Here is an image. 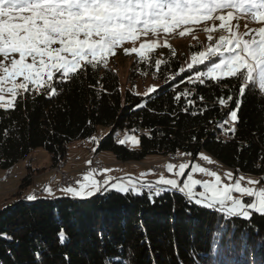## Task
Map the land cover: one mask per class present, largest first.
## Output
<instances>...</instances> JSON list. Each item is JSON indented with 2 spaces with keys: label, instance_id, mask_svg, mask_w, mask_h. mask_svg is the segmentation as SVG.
<instances>
[{
  "label": "trees",
  "instance_id": "obj_1",
  "mask_svg": "<svg viewBox=\"0 0 264 264\" xmlns=\"http://www.w3.org/2000/svg\"><path fill=\"white\" fill-rule=\"evenodd\" d=\"M157 60L162 62L159 70ZM185 61L172 47L147 53V62L136 56L125 90L109 59L106 67L103 62L96 68L83 64L63 83L54 80L55 97L21 94L15 108H0V169L11 170L38 148L50 154L56 167L67 160L71 144L95 137L104 126L110 131L94 140L95 154L108 151L127 163L181 153L192 163L206 152L235 173L259 177L264 185V93L257 82L242 98L236 132L225 135L219 122L234 106L243 81L178 84L189 74ZM211 63L193 71H206ZM145 78L159 84L158 92L134 93ZM184 89L193 93L195 115L182 111L184 98L179 103L173 99ZM228 95L234 97L232 103L221 107L219 99ZM141 103L145 107L137 109ZM125 130L139 135L137 149L119 143ZM29 177L22 180L18 199L0 210V264H264V216L259 214L227 217L218 207L195 205L177 189L162 192L148 184L137 185V192L102 186L90 198L29 201L22 191L30 185Z\"/></svg>",
  "mask_w": 264,
  "mask_h": 264
},
{
  "label": "snow or ice",
  "instance_id": "obj_2",
  "mask_svg": "<svg viewBox=\"0 0 264 264\" xmlns=\"http://www.w3.org/2000/svg\"><path fill=\"white\" fill-rule=\"evenodd\" d=\"M225 10L227 15L220 14ZM233 10L264 24V0H0V57L3 58L0 60V93L11 95L7 101L4 95H0V108H15L17 97L23 93L42 92L46 97H55L57 88L54 80L63 83L70 74L81 70L82 64L96 68L103 62L106 67L114 49L126 41L135 44L142 36H156L160 31L170 34L177 28L184 36L188 31L185 25L219 20L220 29L228 35L222 33L218 42L193 55L186 65L189 74L182 75L177 83L186 80L189 84L204 86L206 81L219 83L225 78L242 80L238 88L239 97L227 117L219 122L220 132L225 135L235 133L234 125L239 121L241 101L248 86L255 81L259 91L264 93V27L252 29L255 35L233 32L229 23L234 18ZM205 31L209 33L208 40L212 41L211 33L216 29L205 28ZM245 36L249 38L245 39ZM157 47V42H142L139 49L132 47L126 51L136 53L147 62L146 50ZM213 58H219L218 62ZM206 61H213L208 70L193 71L194 66L204 65ZM161 63L159 60L155 62L157 70ZM186 69L181 67L178 71L183 74ZM169 79H175V76ZM149 92L155 93L158 89L153 86ZM192 95L190 90L184 89L173 99L179 103L184 98L182 111L195 115ZM198 99L203 100V96ZM233 99L228 95L220 98L219 104L228 106ZM135 107L139 109L145 104ZM130 139L134 144L140 143L135 137ZM119 143L123 145L126 141ZM198 155L210 164L213 162L203 153ZM176 167L169 164L168 172H174ZM189 168L187 163L180 164L175 175L185 177V170ZM190 171L212 177L214 183L187 175L185 181L162 176L157 184L177 189L195 205L205 209H217L218 206L217 210L227 217L251 219L253 213L264 216V189L257 191L254 187L242 186L243 176L232 182V173H228L230 182L222 183L220 174L199 164L191 167ZM258 183L247 181L248 185ZM112 185L109 180L103 181V187ZM198 186L203 190L197 191ZM101 187L100 182L91 180L87 185H80L79 190L69 187L62 191L85 199L88 198L85 193ZM116 187L124 185L116 184ZM47 191L51 193L52 189ZM241 197L252 199L246 202ZM34 199L33 195L29 201ZM215 250L214 245V253Z\"/></svg>",
  "mask_w": 264,
  "mask_h": 264
},
{
  "label": "rangeland",
  "instance_id": "obj_3",
  "mask_svg": "<svg viewBox=\"0 0 264 264\" xmlns=\"http://www.w3.org/2000/svg\"><path fill=\"white\" fill-rule=\"evenodd\" d=\"M223 15H227L228 12L227 10L223 11ZM233 19L229 22L231 25V29L233 32H237L240 35H244V33H251L252 35H255L254 32H252V29L259 28V27H264V24H261L259 21L254 20L251 18V16L244 15L243 13H237L236 11L233 10ZM220 21L219 20H209V21H201L199 23L193 24V25H185V29H188L186 31V34L184 36H181L179 33L181 31L180 28H177L173 33L170 34H165L163 31H160L158 35L156 36H149V37H141L139 40L133 44L130 41H126L123 45L118 46L116 49H114V54L109 56L108 59L110 61L111 66L114 67L115 71L117 72L119 76V82L120 86L123 90L127 88V78L128 74L130 71V68L132 66V61L133 59L138 56L136 53H129L126 50L131 49L132 47H136L139 49L140 44L142 42H157L158 47L155 49L151 50H146V53L152 52V51H166L168 47H172L178 54H183L185 55V64L184 67H186L187 63L191 61V58L193 55L197 54L200 51H204L209 44H214L215 42H218L219 36L223 33V30L220 29ZM205 28H215L216 31L211 33L213 39L212 41L208 40L209 33L205 31ZM224 35H228V33H223ZM249 37L245 36V39H248ZM193 47V48H192ZM192 48V50H191ZM3 58L0 57V60ZM219 59V58H218ZM213 62V61H211ZM215 62H218V60ZM83 65V64H82ZM155 86L156 88L159 86L158 83L154 82L150 78H145L144 80H141L138 82L136 87L133 89L135 94L138 95H147L151 92H149V89ZM0 95H4L5 100L7 101L8 99H11V95L8 94L7 92L5 93H0ZM8 108V107H4ZM102 131V133H100ZM110 128L100 126L98 128V133L95 137L85 139L81 142H76L73 143L69 146L68 150V156L67 160L63 163H60L58 167L56 166L55 170L60 173L62 176H67L69 178H74L75 176H79L82 178H85L86 183L89 184L91 180H96L101 183L103 186V178L104 174L110 175L112 174L113 177H110V185L113 184L112 186L109 187H104L106 189H111L119 192H128L131 187L133 192H137L138 189L137 183L139 182H147L152 181L157 183V181L160 180V178L163 176L165 179H179L182 181L186 180L187 175H193L194 179H200L202 181H209L214 183V178L212 177H207L202 173L195 172L192 173L190 171L191 167H194L196 164H199L201 167L207 168L209 171H216L218 174L221 175L222 177V183H229V177L228 173H232V182L235 180H239L241 176L244 177V181H242V186L244 187H254L257 191L260 189H264V185H261L260 183L255 184V185H248L247 181L248 180H253V181H259V177L252 175V174H244V173H235L232 170L224 167L221 165L219 162H217L214 158H212L209 154L206 152H202L203 155H206L209 157L211 161H213L211 164L208 163V161L200 159V157L193 161L192 163L190 162L189 158H186L184 155L181 153H178L177 156H167L163 157L160 155H150L148 156L144 161L142 162H127V163H122L118 162L115 160L114 155L111 152L108 151H102L97 154H95V151L91 152V164L86 165L82 169H79L80 166L83 164L84 160H86V155L89 156V152L91 149H95L94 146V140L101 138V136L104 134L106 135L109 133ZM121 140L126 141V145H128L131 149H137L139 147V144H134L132 140L130 139L131 137H135L137 140L140 141L139 135L129 132L128 130H125L124 132L120 133ZM120 140V139H119ZM120 140V141H121ZM79 158L80 160L82 159V162H78L76 160ZM202 162H200V161ZM86 162V161H85ZM95 163H101V169H95ZM183 163H188L190 168L185 170V177H177L175 175V171L179 170V165ZM29 164L32 165L34 169H30L31 167ZM169 164H174L176 165V169L174 172L169 173L168 172V165ZM52 158L50 154L44 150L43 148H38L34 150L30 156L25 159V160H20L15 164V166L9 170V172H12L13 174V180L15 184V188L19 187L21 185V181L23 177L27 176L30 174L29 181L30 183H33L29 186H25L22 191L23 195L25 198L30 199L33 195L35 196V199L37 198V192L39 193L40 197L48 198L49 196H68L69 191H61L59 193H49L47 191V195L43 196L44 194L41 192L42 190H39L37 188L38 184H42L46 186L47 190L49 188H54L60 189V187L65 186V188H75L76 186H72L73 184L70 183H62V177H58L59 179L54 177V171H51L54 167ZM97 165V164H96ZM115 165V166H113ZM30 168H29V167ZM94 166V167H93ZM65 170L63 172L61 170ZM89 168L87 173H82V170L86 172L87 169ZM74 170L73 175L68 171ZM104 169V171H103ZM142 170L143 173L145 174H137L136 170ZM29 170L28 174L27 171ZM121 170H130L132 173L131 175H116L118 172H121ZM153 170V172H152ZM103 171V172H102ZM45 172V174L41 175L40 178L38 176ZM81 172L80 174H78ZM162 174H159V173ZM7 171L0 169V210L7 206L8 204L12 203L13 201L18 199V196L14 194V189L12 188L8 183H5L7 181V178H10L11 175H7ZM36 173V174H35ZM110 173V174H109ZM156 173V174H155ZM27 174V175H26ZM159 174V175H158ZM6 178L1 179L3 176ZM120 176V177H118ZM123 176V177H122ZM54 177V178H53ZM49 181V182H48ZM4 183V184H3ZM49 183V185H47ZM78 186L80 185H87L84 184L82 181H77ZM117 185H124L122 188H117ZM3 185V186H2ZM50 186V187H49ZM12 188V189H11ZM169 189H173L169 186H162L161 191L162 192H167ZM202 187L197 188V191H202ZM21 191V189L19 190ZM95 190H90L88 191L87 197H92L95 194L93 193ZM70 193V192H69ZM90 193V194H89ZM61 194V195H59ZM74 194V193H73ZM244 199L246 202H251L252 198L249 197H241ZM218 207V206H217Z\"/></svg>",
  "mask_w": 264,
  "mask_h": 264
},
{
  "label": "crops",
  "instance_id": "obj_4",
  "mask_svg": "<svg viewBox=\"0 0 264 264\" xmlns=\"http://www.w3.org/2000/svg\"><path fill=\"white\" fill-rule=\"evenodd\" d=\"M100 133H102V131H100ZM93 151H95V149H91L90 150V152H89V156H87L86 155V160H84V162H83V164L80 166V168L79 169H82L83 167H85L86 165H89V164H91V159H92V157H91V152H93ZM100 154V153H99ZM115 158V157H114ZM21 160H25V159H21ZM76 160H78V162H82V159L80 160L79 158H77ZM116 160V159H115ZM20 161V160H19ZM86 161V162H85ZM117 161V160H116ZM29 166L31 167L30 169H36V168H33L32 167V165L31 164H29ZM113 166H115V165H113ZM58 167V166H57ZM55 168L56 167H54L51 171H54V177L55 178H57V179H59L58 177H60V173H58L56 170H55ZM61 170L63 171V172H65V170H63L62 168H61ZM103 171H104V169H103ZM102 171V172H103ZM137 171V174H145V173H143V171L142 170H136ZM8 173H7V175L8 174H10L11 175V177L10 178H7V181L5 182V183H8L12 188H15V184H14V182H12V180L14 179L13 178V174H12V172H9V171H7ZM28 172H29V170L27 171V174H28ZM66 172H69V173H71V174H73V175H76V174H74L75 172H74V170L72 169L71 171H66ZM152 172H153V170H152ZM42 173V172H41ZM81 172H79L78 174H80ZM83 173V172H82ZM26 174V175H27ZM36 174V173H35ZM43 174H45V172H43L42 174H40L39 176H38V178H40V176L41 175H43ZM110 174V173H109ZM132 173L130 172V170H121V172H118L116 175H131ZM156 174V173H155ZM159 174H162L161 172L159 173ZM158 174V175H159ZM7 175L4 177H2L1 179H4V178H6L7 177ZM122 176V177H123ZM26 177V176H25ZM25 177H23V179L25 178ZM53 177V178H54ZM110 177H113V175L112 174H110V175H106V174H104V178H103V181H105V180H109L110 181ZM118 177H120V176H118ZM61 178V177H60ZM22 179V180H23ZM79 181H82L84 184H87L86 183V180H85V178H82L81 177V179H79ZM146 182H138L136 185H140V184H148V185H152V186H155V187H157V189H161V187L162 186H164V185H158L157 183H155V182H152V181H149V182H147V180H145ZM22 182V181H21ZM49 182V181H48ZM4 184V183H3ZM22 184L23 183H21V185L19 186V187H16L15 189H14V194H16V193H18L19 192V190H20V188H21V186H22ZM31 184H33V183H30V185ZM47 185H49V183H47ZM3 186V185H2ZM50 187V186H49ZM137 187V186H136ZM165 187V186H164ZM2 188V187H1ZM0 188V189H1ZM11 188V189H12ZM37 188L39 189V190H42L41 192L44 194L43 196H45V195H47V188H46V186H44V185H42V184H38L37 185ZM63 188H65V186H63V187H61L60 189H55V187L54 188H52V193L54 194V193H59L60 191H61V189H63ZM75 188H77L78 190H79V188H80V186H76ZM131 189H132V187H131ZM137 189V188H136ZM94 191V190H93ZM99 190H95V192H93V193H96V192H98ZM37 194V193H36ZM90 194V193H89ZM59 195H61V194H59ZM68 196H72V197H75V195L72 193V192H68V194H67ZM85 195H88V192L87 193H85ZM37 197H40L39 195H37ZM53 197H56V196H49L48 198H53ZM41 198H44V197H41Z\"/></svg>",
  "mask_w": 264,
  "mask_h": 264
},
{
  "label": "built area",
  "instance_id": "obj_5",
  "mask_svg": "<svg viewBox=\"0 0 264 264\" xmlns=\"http://www.w3.org/2000/svg\"><path fill=\"white\" fill-rule=\"evenodd\" d=\"M200 161V160H199ZM200 162H202V161H200ZM203 163V162H202ZM94 167V166H93ZM95 169H96V167H95ZM88 170V169H87ZM61 177H62V175H61ZM79 179H81V177H74V179H72V180H62L63 182L62 183H70V184H73L74 186H76L77 185V181L79 180Z\"/></svg>",
  "mask_w": 264,
  "mask_h": 264
},
{
  "label": "bare ground",
  "instance_id": "obj_6",
  "mask_svg": "<svg viewBox=\"0 0 264 264\" xmlns=\"http://www.w3.org/2000/svg\"><path fill=\"white\" fill-rule=\"evenodd\" d=\"M97 164V165H96ZM101 163H95V167H96V169L98 170V169H101L102 167H101ZM75 177H79V176H75ZM72 179H74V178H69V177H67V176H62V180H72Z\"/></svg>",
  "mask_w": 264,
  "mask_h": 264
}]
</instances>
